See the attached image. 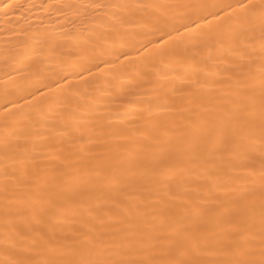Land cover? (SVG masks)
Wrapping results in <instances>:
<instances>
[{"label": "bare ground", "instance_id": "obj_1", "mask_svg": "<svg viewBox=\"0 0 264 264\" xmlns=\"http://www.w3.org/2000/svg\"><path fill=\"white\" fill-rule=\"evenodd\" d=\"M247 2L0 0V264L57 259L46 235L101 220L149 231L169 218L160 237L239 231L258 255L264 20ZM225 104L239 129L206 137ZM175 254L151 240L125 258ZM185 258L236 256L202 244Z\"/></svg>", "mask_w": 264, "mask_h": 264}, {"label": "snow or ice", "instance_id": "obj_2", "mask_svg": "<svg viewBox=\"0 0 264 264\" xmlns=\"http://www.w3.org/2000/svg\"><path fill=\"white\" fill-rule=\"evenodd\" d=\"M4 9L13 7L11 4L2 5ZM241 9H254L257 5L251 0L247 3L239 4ZM258 7L261 10L262 20H264V0H259ZM185 31L189 28L185 25ZM199 27V25H197ZM264 28V24H262ZM169 36L168 33H163L160 37V44H166L167 40L164 37ZM149 44L151 42L149 41ZM125 60L128 57L124 53H120ZM123 63V60H119ZM96 67H99L96 65ZM87 71V69H85ZM122 103V101H116ZM112 118H108L106 123L111 125ZM240 127V119L232 114L231 109L227 105L221 106L219 112L214 118H210L205 123L206 137L213 139H226L232 135L234 130ZM39 135V133H38ZM42 139H47V134H44ZM112 166L121 167L119 162H115ZM39 197V194H36ZM171 223L169 218H163L160 224L153 223L149 231H140L131 222H121L118 227H113L110 230H105L103 220L98 225H91L86 232H77L72 236L60 237L55 232L51 235H46V239L51 245V250L59 254V258L43 261L42 264H264V229L261 231L260 249L257 255L252 247V240L243 237L239 231H229L220 229L219 231L208 230L207 234L202 236L191 237L188 229H183L185 235L178 237L170 235L167 237L153 236V233H159L160 228L165 223ZM109 231L111 235H109ZM123 233L117 239V234ZM151 240H156L158 243L165 241L172 247L176 253L172 259L166 261H155L151 259H132L125 258L128 250L136 245H143ZM191 241V247L188 246ZM211 245L222 249L225 254H233L235 259L225 261L209 262L198 258H185L189 255H194L195 250L201 245ZM117 253H120L119 258H114ZM102 257V258H101Z\"/></svg>", "mask_w": 264, "mask_h": 264}]
</instances>
